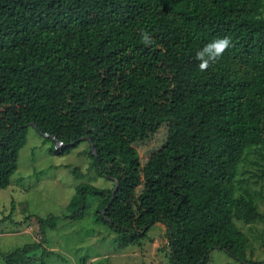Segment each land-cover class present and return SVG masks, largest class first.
<instances>
[{
    "label": "trees",
    "instance_id": "trees-1",
    "mask_svg": "<svg viewBox=\"0 0 264 264\" xmlns=\"http://www.w3.org/2000/svg\"><path fill=\"white\" fill-rule=\"evenodd\" d=\"M223 36L234 46L200 71L196 52ZM29 126L57 154L88 141L98 174L118 185H79L65 218H84L91 195L121 248L164 223L170 264H207L214 249L264 264L235 223L264 218L236 189L246 150L264 147V0H0V189ZM35 217L43 240L1 264L57 254L44 233L64 217Z\"/></svg>",
    "mask_w": 264,
    "mask_h": 264
},
{
    "label": "rangeland",
    "instance_id": "rangeland-1",
    "mask_svg": "<svg viewBox=\"0 0 264 264\" xmlns=\"http://www.w3.org/2000/svg\"><path fill=\"white\" fill-rule=\"evenodd\" d=\"M56 143L29 126L27 141L20 151L19 167L11 184L0 189V253L33 241L43 233L35 216L59 215L57 229L44 233L46 245L57 254L48 264H170L167 226L156 223L149 236L126 248L120 247L117 232L107 222L96 219L103 198L88 195L86 216L71 220V202L77 187L93 184L115 189V181L98 174L91 155V144L82 141L70 153H56ZM237 196L251 194L264 215V147L248 148L236 179ZM27 215H35L29 222ZM25 221V222H24ZM249 238L248 258L264 261V218L252 223L235 218ZM20 229L19 231H15ZM2 263L0 255V264ZM207 264H242L226 251L214 249Z\"/></svg>",
    "mask_w": 264,
    "mask_h": 264
},
{
    "label": "clouds",
    "instance_id": "clouds-1",
    "mask_svg": "<svg viewBox=\"0 0 264 264\" xmlns=\"http://www.w3.org/2000/svg\"><path fill=\"white\" fill-rule=\"evenodd\" d=\"M141 36L142 42L146 46L152 45L153 40L148 31H142ZM233 46L232 39L229 36L216 37L212 39L196 52L195 59L199 62V70L202 72L207 71L210 66L222 58L224 53Z\"/></svg>",
    "mask_w": 264,
    "mask_h": 264
},
{
    "label": "water",
    "instance_id": "water-1",
    "mask_svg": "<svg viewBox=\"0 0 264 264\" xmlns=\"http://www.w3.org/2000/svg\"><path fill=\"white\" fill-rule=\"evenodd\" d=\"M46 136H48V134H45ZM118 190V185L116 186V188H115V191L114 192H116Z\"/></svg>",
    "mask_w": 264,
    "mask_h": 264
}]
</instances>
